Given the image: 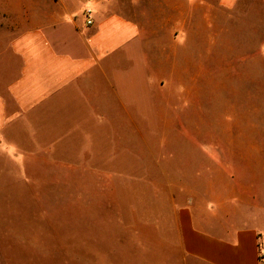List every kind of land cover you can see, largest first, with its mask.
<instances>
[{"label":"crops","instance_id":"0c3cea01","mask_svg":"<svg viewBox=\"0 0 264 264\" xmlns=\"http://www.w3.org/2000/svg\"><path fill=\"white\" fill-rule=\"evenodd\" d=\"M9 1L15 28L0 48V146L78 175L124 176L130 202L149 204L158 218L148 222L167 225L163 238L195 264H264V147L260 161L243 163L245 144L264 138L231 139L243 127L238 113L221 110L210 129L191 107L184 166L170 168L164 156L169 167L156 171L157 182L144 161L176 122L163 102L168 81L188 80L182 94L192 96L198 79L212 87L218 76L214 88L224 91L241 75L234 65L246 62L225 55L224 23L264 18V0ZM231 144L243 158L238 171Z\"/></svg>","mask_w":264,"mask_h":264},{"label":"rangeland","instance_id":"374dc122","mask_svg":"<svg viewBox=\"0 0 264 264\" xmlns=\"http://www.w3.org/2000/svg\"><path fill=\"white\" fill-rule=\"evenodd\" d=\"M10 2L0 0V48L8 44L15 28L14 17L6 14ZM240 18L224 23L231 46L225 55L231 63L243 57L246 62L234 65L241 75L226 81L224 91L218 76L213 82L217 80L216 86H221L218 91L201 78L194 84L192 96L182 94L188 80L168 81L163 102L169 110L166 114L176 122L167 131L166 143H159L157 149L151 145L154 153L144 160L154 174L151 179L158 182L160 167L167 170L187 162L191 107L192 118L202 127L211 129L224 110L226 118L238 113L243 124L238 133L230 130L231 139L237 135L252 141L264 138V18L258 13ZM211 64L208 62L209 68ZM221 131L225 136L226 129L215 128L218 135ZM245 146L243 163L261 160L264 144ZM230 147L235 153L231 150L230 160L238 171L245 167H238L243 158L237 154L236 144ZM76 172L55 167L44 158L13 155L0 146V264H195L163 238L167 225L160 229L159 224L148 222L158 218L149 204L141 199L130 202L124 176Z\"/></svg>","mask_w":264,"mask_h":264},{"label":"built area","instance_id":"2783aa9c","mask_svg":"<svg viewBox=\"0 0 264 264\" xmlns=\"http://www.w3.org/2000/svg\"><path fill=\"white\" fill-rule=\"evenodd\" d=\"M91 11L90 10H87L86 11V16L89 18V15H90ZM88 24H92V21L91 20H88ZM264 255V253L261 251V256Z\"/></svg>","mask_w":264,"mask_h":264},{"label":"trees","instance_id":"16d2710c","mask_svg":"<svg viewBox=\"0 0 264 264\" xmlns=\"http://www.w3.org/2000/svg\"><path fill=\"white\" fill-rule=\"evenodd\" d=\"M260 258H261V260H263V259H264V255H262ZM100 259H101V258H100Z\"/></svg>","mask_w":264,"mask_h":264}]
</instances>
